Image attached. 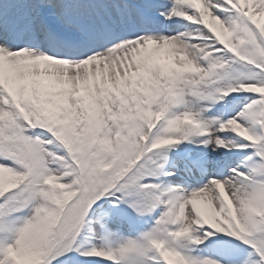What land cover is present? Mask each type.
Listing matches in <instances>:
<instances>
[{"label":"snow or ice","instance_id":"1","mask_svg":"<svg viewBox=\"0 0 264 264\" xmlns=\"http://www.w3.org/2000/svg\"><path fill=\"white\" fill-rule=\"evenodd\" d=\"M0 264H264V0H0Z\"/></svg>","mask_w":264,"mask_h":264}]
</instances>
